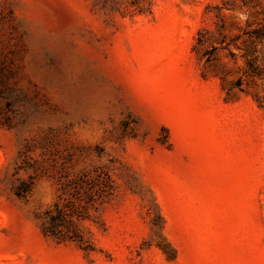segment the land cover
I'll use <instances>...</instances> for the list:
<instances>
[{"label": "rangeland", "instance_id": "rangeland-1", "mask_svg": "<svg viewBox=\"0 0 264 264\" xmlns=\"http://www.w3.org/2000/svg\"><path fill=\"white\" fill-rule=\"evenodd\" d=\"M0 264H264V0H0Z\"/></svg>", "mask_w": 264, "mask_h": 264}, {"label": "trees", "instance_id": "trees-1", "mask_svg": "<svg viewBox=\"0 0 264 264\" xmlns=\"http://www.w3.org/2000/svg\"><path fill=\"white\" fill-rule=\"evenodd\" d=\"M30 186L18 189L17 195L25 196ZM115 191L114 179L105 169L98 172L96 177L83 173L70 180L63 187L60 199L45 212L42 224L44 234L59 242H77L87 250L89 245L82 223L92 219L93 212L97 211ZM160 246L168 257L174 256V248H167L162 243Z\"/></svg>", "mask_w": 264, "mask_h": 264}]
</instances>
